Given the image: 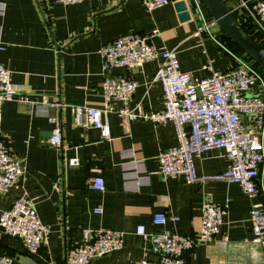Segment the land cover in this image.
I'll list each match as a JSON object with an SVG mask.
<instances>
[{"label":"crops","instance_id":"obj_1","mask_svg":"<svg viewBox=\"0 0 264 264\" xmlns=\"http://www.w3.org/2000/svg\"><path fill=\"white\" fill-rule=\"evenodd\" d=\"M177 1L146 12L138 0H87L75 5L57 0H0V64L10 71L12 85L30 99L45 95L49 101L63 103L58 110L20 101L2 106V138L11 154L23 160L25 170L16 188L0 194V212L25 195L34 202L40 222L50 229L34 254L0 230V255L11 256L12 264H65L68 249L83 242V230L122 234V248L92 264L155 262L158 256L150 242L136 233L137 228L142 226L148 234L194 237L204 201L223 208L225 216L212 242L196 243L183 254L186 264H264V249L251 234L250 202L236 184H187L183 178L158 174L159 154L178 144L173 124L124 123L109 114L107 140L98 130L78 128L73 121L74 106L103 107L98 50L124 35L140 34L156 48L175 49L181 71L200 79L209 75L201 69L206 57L215 71L232 67L220 30L216 36L222 47L205 34H196L199 25L191 14L189 21H178ZM224 1L230 8L237 2ZM157 69L158 63L150 62L133 70L112 71L136 81L131 108L163 109L161 86L153 82ZM49 118H57L61 126L59 148L50 143L54 124ZM222 153L212 150L195 160L196 173L223 172L227 164ZM73 158L78 160L74 167L69 165ZM96 177L104 181L102 192L90 188ZM99 207L103 212L97 215L94 210ZM157 213L165 214L164 225L152 224Z\"/></svg>","mask_w":264,"mask_h":264},{"label":"built area","instance_id":"obj_2","mask_svg":"<svg viewBox=\"0 0 264 264\" xmlns=\"http://www.w3.org/2000/svg\"><path fill=\"white\" fill-rule=\"evenodd\" d=\"M87 0H57L62 5H75ZM146 12L165 6L170 0H138ZM189 13L199 25L196 34H205L219 47L218 28L214 20L206 21L202 0H185ZM250 26L260 46L264 47V0H237L230 8ZM157 31L153 32V36ZM233 60L225 72L213 69V61L206 57L201 69L209 75L197 78L180 69L175 49L156 48L149 37L130 33L117 38L99 50L101 60V95L103 107L74 106L73 121L78 128H92L104 139L110 138L109 114H116L124 123L151 121L155 124H173L177 146L158 156L161 177L183 178L187 184L205 181H222L236 184L249 200L248 218L253 242L264 249V74L243 57L225 50ZM205 55V51H202ZM157 62L158 69L153 82L160 84L163 92V109L159 112L137 111L130 107L137 87L129 76L113 75L116 68L133 70L146 63ZM20 101L39 104L56 110L63 107L57 99L49 101L45 95L30 99L18 93L11 83L10 71L0 64V121L5 102ZM117 106V107H116ZM54 124L50 143L59 148L62 131L57 118H49ZM212 150L222 151L226 160L223 172L199 176L195 160ZM23 160L14 157L7 148L0 129V194L18 186L25 167ZM78 160L69 161L76 166ZM90 188L102 192L105 184L101 177L92 180ZM101 207L94 213L102 214ZM225 210L210 201L201 206V225L194 237L154 232L148 234L142 226L136 233L150 242V248L158 256L151 262L146 259L128 264H186L183 254L196 243H210L220 233ZM175 221L176 218H173ZM166 223L163 213L154 214L152 224ZM0 230L4 236L17 239L27 252L34 254L45 242L50 232L37 216L35 204L27 196L17 197L11 207L0 212ZM83 242L68 249L65 264H92L93 261L118 251L123 246L122 234L112 230L82 231ZM224 240H227L224 237ZM9 255H0V264H12Z\"/></svg>","mask_w":264,"mask_h":264},{"label":"water","instance_id":"obj_3","mask_svg":"<svg viewBox=\"0 0 264 264\" xmlns=\"http://www.w3.org/2000/svg\"><path fill=\"white\" fill-rule=\"evenodd\" d=\"M202 3L219 30L229 37L264 73V48L245 32L226 2L224 0H202ZM174 9L180 23L190 20L185 0L177 1Z\"/></svg>","mask_w":264,"mask_h":264},{"label":"trees","instance_id":"obj_4","mask_svg":"<svg viewBox=\"0 0 264 264\" xmlns=\"http://www.w3.org/2000/svg\"><path fill=\"white\" fill-rule=\"evenodd\" d=\"M203 7H204V10H205V12L208 14V12H207V10H206V8H205V6L203 5ZM209 15V14H208ZM234 15V17L237 19V21L239 22V24L241 25V27L245 30V32L253 39V40H255L257 43H259L258 42V40L254 37V35H253V32H252V30H251V28H250V26L247 24V22H245L239 15H237V14H233ZM209 17H210V15H209ZM211 18V17H210ZM212 19V18H211ZM220 33H221V38H219L220 39V41L225 45V47L226 48H228L229 49V51H231L232 53H235L236 55H239V56H241V57H243L244 59H246V60H248L249 62H251L252 63V65L255 67V68H257L259 71H261L262 72V70L258 67V65L254 62V61H252L229 37H227L225 34H223L221 31H220ZM260 44V43H259ZM261 47H262V45H261ZM264 48V47H263ZM263 73V72H262ZM264 74V73H263Z\"/></svg>","mask_w":264,"mask_h":264},{"label":"rangeland","instance_id":"obj_5","mask_svg":"<svg viewBox=\"0 0 264 264\" xmlns=\"http://www.w3.org/2000/svg\"><path fill=\"white\" fill-rule=\"evenodd\" d=\"M206 13V12H205ZM211 20V18L209 17V15L206 13V21H210ZM198 23V25H202V22L201 21H198L197 22ZM213 30H216L217 32H218V29L217 28H214ZM235 54V53H234ZM236 55V54H235ZM237 57H241V56H239V55H236Z\"/></svg>","mask_w":264,"mask_h":264}]
</instances>
